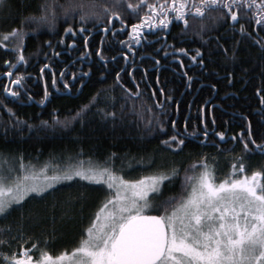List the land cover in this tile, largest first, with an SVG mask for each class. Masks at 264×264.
Here are the masks:
<instances>
[{"label":"trees","instance_id":"obj_1","mask_svg":"<svg viewBox=\"0 0 264 264\" xmlns=\"http://www.w3.org/2000/svg\"><path fill=\"white\" fill-rule=\"evenodd\" d=\"M65 2L55 0L56 5ZM81 2L87 5L88 0ZM100 2L123 17V23L118 22L115 28L127 30L120 35L101 31L108 24L110 13H105L99 22L95 18L83 22L91 34L80 32L79 11L73 20L58 6L53 9L55 20L50 27L48 21L39 19L44 15V0H8L0 11V36L13 28L25 33L26 61L16 66L13 74L29 77L18 98L6 95L4 84H0V177L7 179L4 182L40 174L41 169L52 176L66 168H109L123 179L176 169L155 188V195L149 194L151 200L144 212L163 215L184 197L205 163L218 181L264 171V49L249 38L256 13L262 11L256 6L260 0H255L247 14L243 5L252 4V0H240V5L232 8L240 17L234 26L230 17L225 23L219 9L206 11L203 17L189 11L187 25L171 23L168 29L160 28L157 20L159 30L142 29L139 44L135 36H129L131 25L145 17L148 3L159 0H144L138 12L127 4L138 5L140 0H121L116 8L113 0ZM193 2L199 0H187ZM172 19H176L174 14ZM67 25H73L78 35L68 34L63 44H57ZM257 35L264 40V31ZM45 40H51L54 47L43 46ZM120 41H125L124 46ZM7 44L8 50L0 45V77L13 66L4 61L15 60L11 49L16 40ZM178 48H185L188 54L180 60L165 55ZM196 49L203 53V67L191 59ZM53 52L61 54L53 58ZM45 64L49 67L42 74ZM61 69L66 71L63 79ZM73 73L78 78L73 80ZM66 80L71 81L70 89L64 88ZM46 89L49 94L45 98ZM161 101L164 107L158 108ZM42 121L48 122L46 128ZM162 121L168 136L179 132V138L185 140L182 150L173 152L161 146L160 141L166 138L160 132ZM220 132L223 139L216 135ZM250 132L261 147L251 143ZM241 164L245 171H240ZM108 197L106 183L79 177L58 180L39 195L30 193L7 215L0 214V240L10 241L0 245V252L20 255L23 248L37 260L42 252L58 255L76 248ZM0 264H9L3 255Z\"/></svg>","mask_w":264,"mask_h":264},{"label":"snow or ice","instance_id":"obj_2","mask_svg":"<svg viewBox=\"0 0 264 264\" xmlns=\"http://www.w3.org/2000/svg\"><path fill=\"white\" fill-rule=\"evenodd\" d=\"M8 0H0V11L3 10ZM252 4L243 5L244 12L247 14L251 10ZM240 5V0H199V3H187V0H159V3H148L145 17H140L138 23L131 25L129 36H135L139 44L140 33L142 29L151 32L157 29L155 23L159 20V27L168 29L171 23H180L183 21L187 25L186 15L189 11L203 17L206 11L221 10V15L225 18V23L230 17L234 26L239 22L237 11L232 8ZM63 9L65 17H71L75 20V14L79 11V20L82 22L80 32H88L83 22L95 18L101 21L105 13L108 15V24L101 31L111 30L115 35L122 34L115 25L123 23V17L120 13L106 7L100 0H88L85 5L81 0H66L64 4L56 5L55 0L49 2L44 0L41 8L44 15L40 20L48 21L51 27L54 24V7ZM121 0H113V8L120 7ZM262 11L256 13L253 33H249V38L254 43L264 49V40L258 38V32L264 31V0L256 5ZM144 7V0L137 4H127L130 10L139 11ZM87 8V10H85ZM227 10V11H224ZM173 14L175 20H173ZM253 18L249 17V20ZM67 23V20L65 21ZM109 25L112 27L109 28ZM203 27V26H202ZM159 30V29H157ZM233 31L235 28L233 27ZM240 32H244V26L241 25ZM73 37L78 35L73 25H67L64 29V35L60 36L57 44H63L66 35ZM16 40V44L11 51L15 53V60H5V65L18 66L26 61L23 54L25 47V33L22 29L13 28L10 32L0 36V45L8 50L7 41ZM87 40L88 37L86 36ZM209 40L213 37H209ZM217 41L219 38H215ZM124 46L125 41H120ZM74 45V40L69 41V47ZM43 46L54 47L51 40H45ZM163 46V45H162ZM219 47V43H217ZM169 47H171L169 45ZM159 52V49H157ZM196 54L191 56L193 61H199L201 67L204 65L203 53L200 49L195 50ZM61 53L53 52V58ZM185 48H178L165 55H172L175 59L187 55ZM97 55H101V50L97 49ZM127 57V53H125ZM159 61H157L158 63ZM182 64V61H181ZM49 65L45 64L41 68V73L47 71ZM67 67V66H66ZM12 69L4 75H11ZM66 75L65 69L60 70V78ZM82 75L87 76L88 73ZM231 75V74H229ZM78 78L76 73L72 74V79ZM119 79V73H117ZM29 77L16 75V78L9 84L3 86L5 93L13 98L23 95L22 91L16 89L23 88L24 81ZM191 80V77L189 78ZM55 77L53 83H55ZM159 83V81H157ZM71 81H65L64 88L70 89ZM215 88V85H212ZM259 91V90H258ZM45 90V98L48 96ZM155 90L153 96H155ZM160 95L164 96V89L160 88ZM29 99L31 94L29 93ZM171 97H165L170 101ZM44 99L40 103L44 104ZM264 103V100H262ZM158 108H163V101L157 104ZM11 113V109L8 110ZM79 115V113L77 114ZM115 119L114 114H110ZM19 124L20 121L18 120ZM45 128L47 121H42ZM175 129L176 121H172ZM32 128V125H28ZM160 132L165 135V139L160 144L165 150L179 151L185 143L180 139V133L174 132L168 136L165 131V124L160 123ZM205 137L208 133L205 132ZM223 139L224 133H216ZM253 134L249 133L251 143L257 147ZM244 148L247 150L248 142L244 141ZM204 171L193 185L192 192L183 200L171 214L165 215H145L143 209L149 206L151 196L155 195L154 189L170 179L176 173L172 169L169 173L154 174L149 177H141L140 180L128 181L117 176L109 168H88L73 169L66 168L62 173L52 176L43 174L44 169L40 170V175L36 173L18 176L12 183H5V177H0V214L7 215L14 204H19L30 193L39 195L45 193L46 188H51L58 180H72L79 177L86 181H102L107 184L109 197L98 209L95 217L89 227L85 230L86 238L81 240L80 246L73 250L75 254H82L78 264H264V171H252L250 175H245L240 179L222 180L217 185L209 173L208 165H203ZM240 171H245V166L240 165ZM192 180L193 177H187ZM115 189V194H111ZM9 243V240H0V245ZM35 247V245H33ZM21 255L13 253L8 256L3 255L4 260L9 264H33V258L27 256L23 248L20 249ZM67 253L53 257L47 252L41 253V259L36 260L35 264H57L68 259Z\"/></svg>","mask_w":264,"mask_h":264},{"label":"rangeland","instance_id":"obj_3","mask_svg":"<svg viewBox=\"0 0 264 264\" xmlns=\"http://www.w3.org/2000/svg\"><path fill=\"white\" fill-rule=\"evenodd\" d=\"M92 168V167H91ZM81 169V168H80ZM83 169H88V168H83ZM37 175H40V174H38L37 172H35ZM209 173H210V175L212 176V178H213V181L218 185L219 184V182L220 181H218V179L215 177V176H213L214 175V172H212V170L211 169H209ZM54 174H57V173H53V175ZM117 176H119V175H117ZM149 176H152V175H146V176H143V177H149ZM199 176H200V174L199 175H197L194 179H193V181H192V183L190 184V187L188 188V190H187V193L184 195V197L183 198H181V199H179V201L170 209V210H167L166 212H165V214H171L172 213V211H173V209L174 208H176L180 203H182L183 202V200L184 199H186L188 196H189V194L192 192V189H193V185L194 184H196L197 183V179L199 178ZM242 177H244V176H241L240 178H242ZM240 178H238V179H240ZM141 178H138V179H124V180H128V181H133V180H140ZM7 180V179H6ZM10 181V180H9ZM13 181H10L9 183H12ZM57 182V181H56ZM55 182V183H56ZM90 182H94V183H96V182H98V181H90ZM54 183V184H55ZM106 186H107V184H106ZM159 186V185H158ZM157 186V187H158ZM156 187V188H157ZM155 190V189H154ZM111 194H115V189H113L112 190V193ZM150 194V193H149ZM101 207V206H100ZM99 207V208H100ZM98 211V210H97ZM145 211H147V208H145V209H143V212H145ZM97 213V212H96ZM95 213V214H96ZM165 214H163V215H165ZM95 217V216H94ZM86 238V235L84 236V238L83 239H85ZM82 239V240H83ZM80 246V244L77 246V247H79ZM76 247V248H77ZM75 249V248H74ZM74 249H72V250H70V251H68V252H62V253H67L68 254V256H69V258L68 259H65L64 261H62V262H60V261H58L57 262V264H78V261L80 260V257H81V255L82 254H75V256H73V250ZM25 250V253H26V255L27 256H30V257H32L31 255H29V253H28V250H26V249H24ZM61 254V253H60ZM60 254H58V255H60ZM21 255V254H20ZM58 255H52L53 257H56V256H58ZM33 258V257H32ZM39 259H41V258H39ZM39 259H37V260H39ZM35 261L36 260H33V264H35Z\"/></svg>","mask_w":264,"mask_h":264},{"label":"flooded vegetation","instance_id":"obj_4","mask_svg":"<svg viewBox=\"0 0 264 264\" xmlns=\"http://www.w3.org/2000/svg\"><path fill=\"white\" fill-rule=\"evenodd\" d=\"M109 27H110V25H109ZM104 28H105V27H104ZM123 28H125V26H124ZM132 43H134V42L132 41ZM85 57H86V55H83V56H82V58H85ZM10 68L12 69L11 75H10L9 77H8V76L0 77V79H5L4 82H1V81H0V84H2V83H3L4 85H5V84H9L10 86H12L10 82L16 78V76L13 74V71L16 69V66H10ZM10 68H9V69H10ZM6 72H9V70H6L4 73H6ZM54 84H55V83H54ZM54 84H53V85H54ZM4 85H3V86H4ZM12 87L15 89V86H12ZM20 89H21V88H20ZM20 89H16V90H17V91H20ZM57 90L61 91L60 89H57ZM6 95H8V94L6 93ZM33 260H35V259H33Z\"/></svg>","mask_w":264,"mask_h":264},{"label":"water","instance_id":"obj_5","mask_svg":"<svg viewBox=\"0 0 264 264\" xmlns=\"http://www.w3.org/2000/svg\"><path fill=\"white\" fill-rule=\"evenodd\" d=\"M7 76L9 77L10 75H7ZM8 96H10V95L8 94ZM263 151H264V149H263ZM143 214H145V215H160V214H157V213H143Z\"/></svg>","mask_w":264,"mask_h":264}]
</instances>
